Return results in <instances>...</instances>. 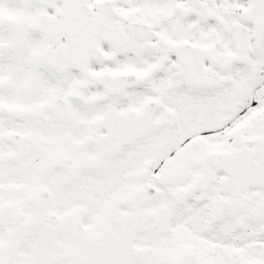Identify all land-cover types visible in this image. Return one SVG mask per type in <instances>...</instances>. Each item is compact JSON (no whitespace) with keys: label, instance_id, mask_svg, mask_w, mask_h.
<instances>
[{"label":"snow or ice","instance_id":"6c2138e0","mask_svg":"<svg viewBox=\"0 0 264 264\" xmlns=\"http://www.w3.org/2000/svg\"><path fill=\"white\" fill-rule=\"evenodd\" d=\"M0 264H264V0H0Z\"/></svg>","mask_w":264,"mask_h":264}]
</instances>
